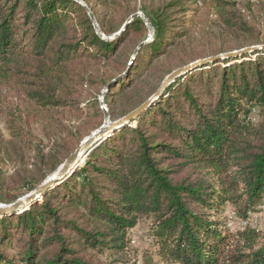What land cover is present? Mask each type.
Here are the masks:
<instances>
[{
  "label": "trees",
  "instance_id": "obj_1",
  "mask_svg": "<svg viewBox=\"0 0 264 264\" xmlns=\"http://www.w3.org/2000/svg\"><path fill=\"white\" fill-rule=\"evenodd\" d=\"M83 1L106 37L77 0H0V162L15 164L10 174L0 166V203L34 190L103 124L104 88L118 119L176 68L259 43L234 0H165L145 12L147 42L141 17L98 14L117 0ZM202 5L216 17L211 38L193 28ZM220 62L175 78L134 125L1 214L0 264H110L99 255L124 250L142 220L161 263L264 264L262 232H232L221 217L230 205L247 220L264 202V49Z\"/></svg>",
  "mask_w": 264,
  "mask_h": 264
},
{
  "label": "rangeland",
  "instance_id": "obj_2",
  "mask_svg": "<svg viewBox=\"0 0 264 264\" xmlns=\"http://www.w3.org/2000/svg\"><path fill=\"white\" fill-rule=\"evenodd\" d=\"M163 1L165 0H117L118 3L115 6L114 3L108 2L107 7H103V5H98L96 9L99 15L106 13L107 19L113 17L116 18L117 20H120L125 15H127V13L130 12L131 13L130 16L136 14V16L141 17L145 21V19H148V17L145 14L146 10L154 7L155 5ZM234 1L237 3L236 8L240 11L244 19L247 20L249 24L254 26L258 31L259 34L258 44H264V0H234ZM91 2L96 3V0H90V3ZM202 8L203 5L200 7V11H198L193 17L194 19L193 28L197 33V35H199L198 36L199 38H203L205 36L206 37L209 36L211 38L210 32H216L218 29L216 17L208 14V16L205 18ZM130 16H128V18ZM204 34L206 35L204 36ZM148 38H149V33H148ZM200 41H202V39H200ZM207 56H211V55H207ZM252 57L254 56L252 55ZM216 64L217 66L222 65L221 62H218ZM105 89L106 88H104L101 91L100 96L98 95L99 100L101 98L102 92ZM110 120L113 121L111 118ZM131 124L134 125L135 121L131 122ZM0 128L4 130L3 135L5 136L6 132L2 124H0ZM80 156L81 159L76 164V167L82 164L83 162L82 158H84V156L86 155L81 154ZM0 166L2 167V170H4L5 174H10L13 171L15 164L14 162H11L5 158L4 161L0 162ZM13 186L15 187L12 190L13 193L20 194L21 192H23V189H18L21 188L18 183L12 185V187ZM31 191L22 193V195H19L17 199L22 198ZM37 197L40 198L41 195L38 194ZM9 203H0V205H7ZM221 217L223 220H225L226 226L232 232H234L239 226L243 227L245 225H249L256 227L264 235V202L258 207L257 211L252 212L250 218H248L247 220L238 219L236 212L233 210V208L230 205L226 206V210L224 213H221ZM147 225H148L147 221L145 220L140 221L137 225H135L134 227L128 230V233L126 235V238L128 239V243H127V247L124 250L116 251V252L115 251L106 252L104 255H99V259L110 264H164L159 262V259L156 257L154 253L155 248L152 245L151 242L152 239L149 234Z\"/></svg>",
  "mask_w": 264,
  "mask_h": 264
},
{
  "label": "water",
  "instance_id": "obj_3",
  "mask_svg": "<svg viewBox=\"0 0 264 264\" xmlns=\"http://www.w3.org/2000/svg\"><path fill=\"white\" fill-rule=\"evenodd\" d=\"M79 3H81L87 10L88 14L93 22V25L96 28V31L102 36L106 37L100 28L98 27V24L95 20L93 12L88 8L86 3L83 0H77ZM136 14L130 16L127 20L130 21ZM126 22V23H127ZM145 23L149 29V38L146 40L149 41L153 38V28L151 26V23L148 19H145ZM126 25V24H125ZM115 34H110L108 37H114ZM258 49H264V44H255L246 46L240 49H235L228 52H222L215 55L199 58L197 60H194L186 65H183L181 67L176 68L171 73H169L165 79L163 80L161 86L159 89L153 93L148 99H146L144 102H142L138 107L130 111L128 114H126L123 117H120L118 119H115L113 121L110 120V117L107 112L106 106L103 104V95L106 91V89L102 92L101 98H100V104L101 108L104 110V121L103 124L94 130L90 135L86 136L81 143L75 148V150L68 156V158L46 179L44 180L36 189L31 191L30 193L26 194L22 198H19L15 200L12 203H9L7 205H0V214L4 213H10L13 211L21 210L22 208L28 207L29 204L38 196V194H43L50 186L58 184L63 178L68 176L73 172L74 169H76V164L78 163V157L80 153H83L87 155V153L100 141L104 140L109 133L114 130L117 127H120L128 122H133L135 118L150 104L154 101V99L161 93V91L170 84L175 78L190 72L191 70L204 66L209 63H218L223 59L227 58H234L238 57L244 54L252 53ZM85 158V156H84ZM82 158V161L84 160Z\"/></svg>",
  "mask_w": 264,
  "mask_h": 264
},
{
  "label": "bare ground",
  "instance_id": "obj_4",
  "mask_svg": "<svg viewBox=\"0 0 264 264\" xmlns=\"http://www.w3.org/2000/svg\"><path fill=\"white\" fill-rule=\"evenodd\" d=\"M81 154H83V153H80V154H79V157H80ZM50 175H51V174H50Z\"/></svg>",
  "mask_w": 264,
  "mask_h": 264
}]
</instances>
